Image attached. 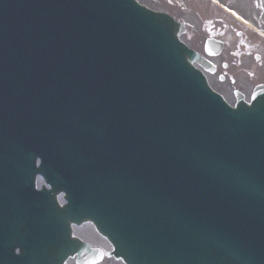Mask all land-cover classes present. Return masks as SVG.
I'll return each mask as SVG.
<instances>
[{"label":"water","instance_id":"obj_1","mask_svg":"<svg viewBox=\"0 0 264 264\" xmlns=\"http://www.w3.org/2000/svg\"><path fill=\"white\" fill-rule=\"evenodd\" d=\"M44 9L49 22L61 31V39H63L68 32L67 27L70 22L68 13L70 12L68 9L65 10L59 0H45ZM132 14L138 15L140 24L148 21L150 16L139 10L131 2L120 7V16L116 24L131 26L127 19ZM153 19L157 20L155 17ZM172 64L179 75L187 74L185 68L176 66L175 63ZM258 119L260 118L258 117ZM244 120L249 119L244 118ZM247 122L243 121L242 123L245 125ZM219 134L218 129L214 128V130H209L200 135L196 143L199 144L201 154L195 164L201 165L202 179L205 185L204 192L209 197L208 201L210 202L209 209L201 207L200 210L207 212L211 216V220H209V224L201 220L193 222L198 228L200 236H197L195 241H187L186 244L193 253L200 255L203 259L193 260L191 254L186 260L183 259L184 261L178 264H216L214 260H209L210 256H207L206 242L203 239H209L215 244L226 245L231 264H264V142L260 148L240 146L230 138L221 139ZM240 173L242 181L237 176ZM145 177L148 176L145 175ZM221 200L227 202L224 203L225 207H222L224 209L233 204L242 206L235 207L234 212L228 208V211L221 213L218 210L221 206L217 203ZM146 201L149 202L150 199L147 198ZM200 203L204 204L202 200ZM153 208V206H148L150 212ZM238 214H245V218L240 219ZM135 216L133 218L137 219ZM2 225L7 226L6 223ZM1 226L0 233L2 234L7 229L6 226L1 229ZM108 231L112 233V240L116 247L120 248L121 254L125 255V251H129V249L135 253L132 257L133 260L126 258L129 254L125 256L120 254L127 262L160 264L157 258L143 251H138V247L133 242L130 243L129 240L123 238V234L127 231L121 225L117 224L115 228L111 226ZM212 248L213 251L216 250L214 247ZM178 253L183 258L185 257L182 249H178ZM141 254L143 255L140 256ZM169 264H174L173 260L169 261Z\"/></svg>","mask_w":264,"mask_h":264},{"label":"bare ground","instance_id":"obj_2","mask_svg":"<svg viewBox=\"0 0 264 264\" xmlns=\"http://www.w3.org/2000/svg\"><path fill=\"white\" fill-rule=\"evenodd\" d=\"M256 102H257V104H258L259 106H261V107L264 106V98H263V97L260 96L259 98H257V99H256ZM150 235H151V234L148 232V233H147V236H150ZM156 243H157V238H152V239H150V240L148 239V244H149V245H156ZM137 244H138V243H135L136 246H137ZM39 257H40V255L35 256L34 259H33V263L36 264V263H37V260H38ZM161 259H162V258H161Z\"/></svg>","mask_w":264,"mask_h":264},{"label":"rangeland","instance_id":"obj_3","mask_svg":"<svg viewBox=\"0 0 264 264\" xmlns=\"http://www.w3.org/2000/svg\"><path fill=\"white\" fill-rule=\"evenodd\" d=\"M140 2L141 1H144V2H147L149 5H152V7L153 8H166L165 6L166 5H164L163 3H161V2H151V1H148V0H139ZM249 6V5H248ZM250 8V7H249ZM176 13H178L177 11H176ZM190 43H195V42H190ZM247 64L248 65H250V62H247ZM220 88H221V90H222V87L220 86ZM225 90H226V93H228L229 91L227 90V88L225 87Z\"/></svg>","mask_w":264,"mask_h":264},{"label":"snow or ice","instance_id":"obj_4","mask_svg":"<svg viewBox=\"0 0 264 264\" xmlns=\"http://www.w3.org/2000/svg\"><path fill=\"white\" fill-rule=\"evenodd\" d=\"M235 15V13H233Z\"/></svg>","mask_w":264,"mask_h":264}]
</instances>
